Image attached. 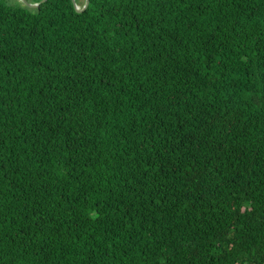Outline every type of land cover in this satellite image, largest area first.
I'll return each mask as SVG.
<instances>
[{
    "label": "trees",
    "instance_id": "obj_1",
    "mask_svg": "<svg viewBox=\"0 0 264 264\" xmlns=\"http://www.w3.org/2000/svg\"><path fill=\"white\" fill-rule=\"evenodd\" d=\"M0 264H264V0H0Z\"/></svg>",
    "mask_w": 264,
    "mask_h": 264
},
{
    "label": "water",
    "instance_id": "obj_2",
    "mask_svg": "<svg viewBox=\"0 0 264 264\" xmlns=\"http://www.w3.org/2000/svg\"><path fill=\"white\" fill-rule=\"evenodd\" d=\"M18 1L21 2L22 4H24L28 8L37 9L40 4L46 2L47 0H41L40 3H34V4L30 3L27 0H18ZM72 2L74 4V7H75L76 11L82 12V11H84L87 8L89 0H85L84 6H83V8L81 10L75 5V0H72Z\"/></svg>",
    "mask_w": 264,
    "mask_h": 264
},
{
    "label": "rangeland",
    "instance_id": "obj_3",
    "mask_svg": "<svg viewBox=\"0 0 264 264\" xmlns=\"http://www.w3.org/2000/svg\"><path fill=\"white\" fill-rule=\"evenodd\" d=\"M28 1V0H27ZM8 2L10 3V4H15V3H18V0H8Z\"/></svg>",
    "mask_w": 264,
    "mask_h": 264
}]
</instances>
